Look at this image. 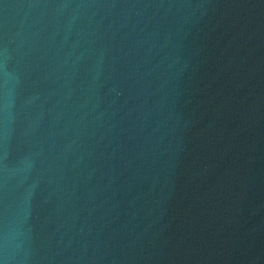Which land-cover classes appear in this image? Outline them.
Listing matches in <instances>:
<instances>
[{
	"label": "water",
	"instance_id": "water-1",
	"mask_svg": "<svg viewBox=\"0 0 264 264\" xmlns=\"http://www.w3.org/2000/svg\"><path fill=\"white\" fill-rule=\"evenodd\" d=\"M0 264H264V0H0Z\"/></svg>",
	"mask_w": 264,
	"mask_h": 264
}]
</instances>
